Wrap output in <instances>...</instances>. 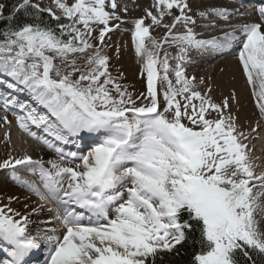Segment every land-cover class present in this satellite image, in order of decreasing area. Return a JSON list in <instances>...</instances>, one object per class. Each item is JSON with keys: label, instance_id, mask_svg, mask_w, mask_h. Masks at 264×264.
<instances>
[{"label": "snow or ice", "instance_id": "obj_1", "mask_svg": "<svg viewBox=\"0 0 264 264\" xmlns=\"http://www.w3.org/2000/svg\"><path fill=\"white\" fill-rule=\"evenodd\" d=\"M52 5L0 0V108H18L19 129L56 157L0 161L39 200L0 205V264H264V172L249 149L264 138V0H251L250 22L211 39L197 38L194 17L227 21L239 10L152 0L125 20L119 0ZM125 31L146 76L138 95L111 70L106 38ZM233 47L260 117L247 132L235 93L217 103L207 79L185 70L195 54ZM45 209L50 218L32 219Z\"/></svg>", "mask_w": 264, "mask_h": 264}, {"label": "bare ground", "instance_id": "obj_2", "mask_svg": "<svg viewBox=\"0 0 264 264\" xmlns=\"http://www.w3.org/2000/svg\"><path fill=\"white\" fill-rule=\"evenodd\" d=\"M242 2V4L238 3L236 0H189L193 10L195 12L211 10L213 8H226L230 12H236L239 10L238 15L229 17L227 21L222 20L218 17L211 19H200L198 16H195L194 19L198 20L199 27L195 29L197 33L198 39H211L213 36H223L225 32L231 31L233 25H238L246 22H250L252 17H248L243 15L245 10L249 7L251 0H238ZM69 3H72L73 0H68ZM121 6H128L129 11L127 14L124 12H119L122 19L131 20L135 18H140L144 15V9L148 8L152 3V0H119ZM53 6L52 0H45L42 7ZM54 7V6H53ZM168 18H166L167 22ZM149 21H146L148 23ZM209 23L214 24L215 27H205L204 25H208ZM125 28L130 29L132 27L131 24L124 25ZM164 34L163 29H159L157 31H153L152 35L156 37H161ZM114 43L113 46H118L120 48V54L122 55V62L125 72L128 75V79L132 82L137 83V79L139 74L141 73V64L138 62V58L135 55V51L131 42L130 33L125 31L123 33L116 32L113 35ZM169 53L175 55L174 48H168ZM237 50L236 47H233L231 51L226 50L223 54L220 53H212L206 54L201 57L199 54H195V62L190 65H185L186 75L191 78L195 76L197 80L200 78H206L210 83L213 91L212 98L215 102L219 103L223 97L230 95L231 93H235L237 100H233L232 103V112L235 115L240 117V123L243 126L244 131L249 130V126L255 127L256 121L260 118L259 111L256 107L255 101L253 99V89L249 86L247 82V78L243 74L242 67L238 61ZM170 65H174L175 61L171 58L169 59ZM170 79L174 82V74L170 73ZM126 75V76H127ZM138 87V86H137ZM7 92L8 90L3 88L0 89V92ZM21 98V100H26L27 97ZM19 114V110L10 109L8 112H5L3 108H0V137L5 140L6 133L9 134L10 139L13 136V131L15 132V140L13 139L14 146V155L16 158H19L23 155H28V151L25 152V148H28L30 151L33 150V155L37 159L43 158L47 160L49 158H54V154H52L48 149L43 146L37 144L35 140H32L29 136L23 133L18 129L16 124V116ZM7 116V119L10 123H5L3 117ZM262 127H264V122H262ZM4 128V129H3ZM3 129V131L1 130ZM23 133L24 135H20ZM255 135V134H254ZM14 137V136H13ZM28 138L31 139V142L28 141ZM256 140L257 142V150L255 151V155L253 161L263 160L264 163V138L262 139H254L249 144V147L253 146ZM16 143H15V142ZM248 143V141H245ZM24 147H20V145ZM12 147V146H11ZM19 147V148H18ZM34 148V149H33ZM253 148V147H252ZM9 149L10 145H9ZM36 149V150H35ZM40 150L37 152V150ZM254 149V148H253ZM42 151V152H41ZM252 151V150H251ZM41 153V154H40ZM13 154V153H12ZM32 155V156H33ZM31 156V155H30ZM256 164V163H255ZM259 164V162H258ZM264 165V164H263ZM260 166V165H259ZM258 166V167H259ZM257 168V167H256ZM261 171V170H260ZM8 170H0V180H6L7 176H10V173H7ZM264 172V171H262ZM25 173V172H24ZM28 175V173H25ZM25 175V176H26ZM35 177V176H34ZM9 197H18L19 202L15 200L11 204V207L23 210V206L25 203L29 205H37L39 203L38 198L36 199L35 195L27 192L24 188L22 190L17 191L13 195H9L7 197H3L0 199L1 205L3 203L8 202ZM51 214L47 212L45 209L44 213L39 217H33L32 219H44V217L50 218ZM33 231L36 230L35 224L31 225Z\"/></svg>", "mask_w": 264, "mask_h": 264}, {"label": "rangeland", "instance_id": "obj_3", "mask_svg": "<svg viewBox=\"0 0 264 264\" xmlns=\"http://www.w3.org/2000/svg\"><path fill=\"white\" fill-rule=\"evenodd\" d=\"M44 1L45 0H35V2H39L40 4H41V7H42V5H43V3H44ZM93 35L95 36V35H97V33H93ZM111 35V40L110 41H108L107 40V38H106V42L110 45V47L108 48V52H109V55L110 56H112L113 58H112V61H111V65L113 66L112 67V71H113V75H115L116 74V71L117 70H119L120 72H122L123 73V75L125 76V80H123L122 81V83H124L125 85H128L129 86V91L130 92H132L133 93V95H138L139 93H141V92H146V76H145V78H141V74H139V76H138V79H137V83H135L134 84V82H132V81H130L129 79H128V75H127V73L125 72V69H124V65L123 64H121V62H122V58H121V54H120V59L119 60H117L116 58H115V53H114V50H113V47H111V46H113V43H114V38H113V34H110ZM127 75V76H126ZM171 77V74H169V78ZM138 86V87H137ZM162 91V90H161ZM14 117H16V116H14ZM4 129V128H3ZM3 129H1L2 131H3ZM15 132H18V131H13V136L11 137L12 139H6V137H5V140H3L1 137H0V161H2V160H4V159H6V158H8L9 156H13V157H15V155H14V152H15V150H14V146H16L17 144H14L13 145V139L15 140V135H14V133ZM19 133V132H18ZM24 135L23 133H20V135ZM6 136H9V134L8 133H6ZM25 136V135H24ZM10 137V136H9ZM26 138L28 137V136H25ZM28 141H30L31 142V139H29L28 138ZM259 140H256L255 141V143L253 144V146H251V147H249V149H250V151H251V155H255V151L257 150V147H255L256 145H257V142H258ZM15 142V141H14ZM16 143V142H15ZM9 145H10V148L11 149H9ZM12 146V147H11ZM20 147H24L22 144L20 145ZM254 149H253V148ZM19 148V147H18ZM25 148V147H24ZM34 149V148H33ZM25 150V152L26 151H28V148H25L24 149ZM36 150V149H35ZM33 150H30V151H28L27 153H28V155H33V152H32ZM38 151H40L39 149L37 150V152ZM42 152V151H41ZM13 153V154H12ZM41 154V153H40ZM54 156V155H53ZM252 157H254V156H252ZM32 158L34 159V160H36L37 158L36 157H34V155L32 156ZM56 157H54V158H49V159H55ZM49 159H47V160H49ZM47 160H45V161H47ZM254 162V164L255 165H260L259 167H257V168H255V171H256V173L257 174H260L262 171H264V163H263V160H258V162H259V164H258V162L257 161H253ZM47 166V165H46ZM261 170V171H260ZM7 173H9V171L7 172ZM21 174V173H20ZM21 176V175H20ZM21 178L22 179H27V180H29V181H35V180H38V176H31V175H26V176H21ZM19 190H22V187H20L18 184H16L15 182H13L12 180H11V176H7V178H6V180H4V181H1L0 180V199L1 198H3V197H7V196H9V195H13V194H15L17 191L19 192ZM36 197V196H35ZM38 197H36V199H37ZM2 200V199H1ZM0 205H1V203H0ZM44 219H48L47 217H44Z\"/></svg>", "mask_w": 264, "mask_h": 264}, {"label": "trees", "instance_id": "obj_4", "mask_svg": "<svg viewBox=\"0 0 264 264\" xmlns=\"http://www.w3.org/2000/svg\"><path fill=\"white\" fill-rule=\"evenodd\" d=\"M2 2H4L6 5H8L9 7L12 5V3L14 2V0H2ZM4 27L3 24H0V28Z\"/></svg>", "mask_w": 264, "mask_h": 264}]
</instances>
